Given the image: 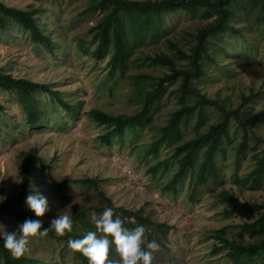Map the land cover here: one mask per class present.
Wrapping results in <instances>:
<instances>
[{
    "label": "rangeland",
    "instance_id": "1",
    "mask_svg": "<svg viewBox=\"0 0 264 264\" xmlns=\"http://www.w3.org/2000/svg\"><path fill=\"white\" fill-rule=\"evenodd\" d=\"M0 1L35 11V18L53 42L48 49L33 41L29 30L9 20L5 28L0 27V68L16 77L52 83L74 106V111L68 112L51 95L38 93V107L46 116L33 125L16 93L0 89V102L5 106L0 113V196L4 197L0 205L19 197L20 153L36 146L44 164L32 168L36 181L30 193L47 199L48 211L37 217L42 224L67 214L75 217L78 231L85 220L95 232L94 219L106 207L113 209L124 226L129 222L136 225V220L123 211H139L160 225L145 232V243L155 239L159 244L151 264H233L225 250L212 254L213 246L218 244L213 235L222 229L229 240L250 243L261 239L257 231L243 229L244 224L255 221L258 211L235 208L234 202H223L219 194L228 191L241 202L264 204V174L257 179L252 173L257 166L256 156L264 150V11L252 5L237 9L234 25L240 33L212 39V60L205 61L207 75L194 81L209 98L244 111L247 120L258 116L253 127L248 126L245 152L237 153L243 130L232 119L228 136L215 156L217 177L195 186L198 167H194L175 190H166L178 169L175 147L194 137L197 130H207L219 120L220 112L205 107L202 122L196 112L181 125L179 136L162 141L157 152L152 151V146L159 139L160 127L181 105L177 93L180 81L165 84V94L151 108L149 124L126 129L113 137L110 145L99 141L108 128L96 123L88 112L94 108L114 115L138 112L142 107L140 92L153 89L161 76L170 73L167 67L155 65L147 57L158 53L174 55L168 39L190 53L197 30L208 20L202 16L204 10L164 14L161 34L134 47L125 68L111 73V49L102 57L92 53L97 41L91 29L103 16L100 8H89L92 0ZM187 63L188 60L177 61L178 66ZM138 78H142L140 88L135 83ZM185 101L193 104L196 97ZM201 159L200 154L198 161ZM161 161L164 164L154 170ZM87 178L96 180L98 187L83 182ZM21 207L27 208L25 202ZM23 221L8 218L0 223V231H13ZM26 249L27 255L38 260L34 264H88L65 248L63 239L37 235L28 238ZM109 259L119 264V253L114 248ZM247 264H264V256H254Z\"/></svg>",
    "mask_w": 264,
    "mask_h": 264
},
{
    "label": "trees",
    "instance_id": "2",
    "mask_svg": "<svg viewBox=\"0 0 264 264\" xmlns=\"http://www.w3.org/2000/svg\"><path fill=\"white\" fill-rule=\"evenodd\" d=\"M258 7L264 11V0H92L89 4L91 9H101L103 16L91 29L92 37L97 41L96 48L92 53L97 57H102L108 49H111V58L109 67L111 73L118 69H124L127 65L133 48L146 43L147 39H156L162 31L163 15L176 10L194 12L203 9L202 16L207 18L196 33L195 44L190 47V53L184 51L180 45L168 39L169 46L174 49V55L158 53L154 56H148L147 59L155 64L167 67L170 73L161 76L153 89L140 92L139 100L142 107L133 115L110 114L101 109H91L88 114L91 119L100 125L106 126V132L99 136L102 145H110L112 138L120 136L126 129L142 127L151 122L149 116L152 106L166 92L167 82L176 83L180 81L177 93L180 100V107L172 112L167 124L160 127L159 139L153 143L152 151L157 152L160 143L164 140L176 139L180 134L181 125L196 113L198 120L202 122L205 107H214L220 112L219 120L212 123L205 131L197 130L194 137L178 144L175 147L174 157L177 158L178 169L174 177L167 183L166 190H175L183 177L194 167H198L195 173L194 185H202L210 178L218 175L215 156L221 150L223 139L228 136V129L232 119H235L243 130V139L240 142L237 153L243 154L247 148L249 134L248 129L255 124L258 116L250 121L244 116L246 113L239 109H230L218 99L209 98L206 94L194 85V81L200 80L207 75L205 61L212 60L209 47L214 45L213 38L225 35L226 33H240L238 27L234 25V19L237 9H243L246 6ZM35 11L23 10L21 8L8 6L0 1V27L5 28L9 20L16 22L22 28L29 30L33 41L44 44L51 49L53 42L49 35L44 33L43 25L34 16ZM188 60L187 65L178 66L177 61ZM142 78L136 79L138 88L141 87ZM0 89L15 92L18 101L23 105L28 115L30 124L39 123L46 116V112L41 111L37 104L36 95L45 92L54 97V99L68 112L74 111V106L62 97V92L54 89L50 82L34 81L25 77H16L0 68ZM196 97L193 104L186 102V98ZM246 99V98H245ZM5 111V106L0 102V113ZM201 154V161L198 157ZM21 157V179L22 190L17 199L3 202L0 205V223L8 218L17 220L37 219L28 208H22L21 204L24 198L30 193L31 185L36 181V175L32 168L35 165L44 164V159L40 155L38 147H31L20 153ZM257 166L253 170V175L259 179L264 174V150L261 155L256 156ZM164 162H160L154 167L159 169ZM83 182L93 183L98 187V182L92 178L83 179ZM223 202L232 201L234 207L243 209L255 208L258 211V217L251 223H246L243 229H253L261 234V239L255 242H242L229 240L225 236V230L217 231L213 238L218 241L212 249V254H218L226 251L225 255L233 264H247L254 256H264V204H249L241 202L237 196L223 191L220 194ZM109 202L110 200L107 199ZM123 213L128 218H134L137 224H143L147 229L160 226L159 223L144 217L139 211L124 210ZM83 218V216H80ZM72 230L65 232L63 236L57 235L53 230H49L45 236L53 237L57 240H64L65 248H69L67 240L69 238H81L87 231H92V224L83 220L82 229L76 228L75 217ZM49 224V223H48ZM48 224H42L46 227ZM124 226V225H123ZM135 225L129 222V227ZM70 249V248H69ZM72 250L77 256L81 257L86 263L87 258L80 252ZM0 264H34L38 260L24 253L20 257H13L6 250L2 241H0Z\"/></svg>",
    "mask_w": 264,
    "mask_h": 264
},
{
    "label": "clouds",
    "instance_id": "3",
    "mask_svg": "<svg viewBox=\"0 0 264 264\" xmlns=\"http://www.w3.org/2000/svg\"><path fill=\"white\" fill-rule=\"evenodd\" d=\"M4 197L0 196V201ZM25 205L35 217H42L48 211L46 197L39 193H29L24 198ZM73 221L67 214L56 215L46 227L40 219L26 218L13 231H0L3 247L13 257H20L26 252L28 238L45 236L51 229L63 236L72 230ZM96 231H87L81 238L67 240L70 249L78 251L87 258L88 264H114L109 259L114 248L119 253V264H151L153 253L159 249L155 239L145 243L146 228L137 224L132 228L123 226L119 216L114 215L111 207H106L94 219ZM3 226L0 225V228ZM97 232L103 235H97Z\"/></svg>",
    "mask_w": 264,
    "mask_h": 264
}]
</instances>
